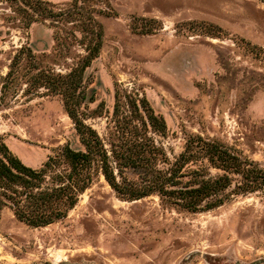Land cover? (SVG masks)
Returning a JSON list of instances; mask_svg holds the SVG:
<instances>
[{
    "label": "rangeland",
    "instance_id": "374dc122",
    "mask_svg": "<svg viewBox=\"0 0 264 264\" xmlns=\"http://www.w3.org/2000/svg\"><path fill=\"white\" fill-rule=\"evenodd\" d=\"M93 21L102 44L77 110L107 150L124 132L145 134L163 148L168 160L156 166L165 168L200 136L264 168L263 0H0V140L24 164L83 149L63 96L33 75L79 64ZM150 112L164 129L150 126ZM193 162L207 176L223 173L205 157ZM91 172L51 224L0 210V264H264V190L190 212L156 192L122 198L98 167Z\"/></svg>",
    "mask_w": 264,
    "mask_h": 264
},
{
    "label": "trees",
    "instance_id": "16d2710c",
    "mask_svg": "<svg viewBox=\"0 0 264 264\" xmlns=\"http://www.w3.org/2000/svg\"><path fill=\"white\" fill-rule=\"evenodd\" d=\"M45 13L50 12L45 9ZM93 23L85 25L86 32L80 39L85 41V54L79 64L66 74L39 69L33 75V80L63 96L64 108L74 122L83 149L65 145L62 159L49 156L40 167L34 168L24 164L0 140V210L9 207L16 219L33 227L58 221L90 185L93 165L122 198L133 200L156 192L167 202L190 212L210 210L237 194L264 190V168L200 136L187 139L184 150L173 162H167L165 168L156 166L158 161L168 160L163 148L145 134L124 132L120 143H111V149L107 150L97 132L79 118L77 110L80 99L84 98L80 94L83 72L98 56L102 44L101 27ZM11 73L10 68L6 76ZM146 118L150 126L164 129L162 118L152 112ZM199 157H205L223 173L210 177L202 163L192 167ZM126 169L139 172L140 180L127 178Z\"/></svg>",
    "mask_w": 264,
    "mask_h": 264
}]
</instances>
